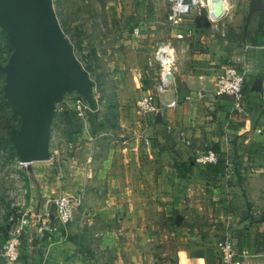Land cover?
Segmentation results:
<instances>
[{"label": "crops", "instance_id": "1", "mask_svg": "<svg viewBox=\"0 0 264 264\" xmlns=\"http://www.w3.org/2000/svg\"><path fill=\"white\" fill-rule=\"evenodd\" d=\"M263 10L264 0H261V9L252 12L253 16ZM195 30V43L184 45L179 52L180 72L175 87L161 95L158 102L166 105L176 100V106L163 108L155 116L144 115L135 122L131 118L122 121L121 143L114 150L109 149L101 158V165L97 160V138L86 143L89 148L84 153L79 149L80 142L76 143L74 138L78 159L73 158L71 162L72 177L67 179L71 189L64 193L83 198L85 212L81 216L89 225L95 216L101 223L115 225L111 232L117 236L128 228V235H133L142 246L150 232L143 222H152V212L163 210L165 221H178L180 227L175 235L188 244L176 251L179 264H182L183 254L187 264H209L207 249L195 239L202 237L201 232L207 229L196 224L201 219L218 224L219 227L213 226L212 231L229 233L238 253L252 254V259H241L240 264H264V194L253 191L257 187L264 189V60L260 64L255 56L248 62L244 102L250 109L245 103L243 109L237 108L232 98L215 95L217 76L225 65L209 46L208 38L199 33L200 27ZM259 47L264 53V44ZM235 59V63H239L241 56ZM259 79L261 92L254 90ZM208 147L215 149L220 157V162L210 167L196 162ZM79 158H84L85 163L80 164ZM233 161L238 162L237 168ZM240 173L249 189L246 200L233 193L241 188L236 185ZM0 201L1 210L7 208L5 200ZM243 208L246 212L242 215L239 212ZM186 219L192 228L181 222ZM221 223H227V227L221 229ZM196 228L198 232L192 230ZM83 233L84 230H75L72 226L69 233L65 230L41 237L35 230L32 233L36 237L34 253L30 257L27 242H24L26 256L21 262L112 264V255L116 252L113 248L112 252L102 249L101 260L94 255L87 263L79 260L89 259L78 250ZM104 234L96 233L95 236L103 237ZM194 239L196 243L192 245L190 241ZM215 243L216 239L210 244L213 250L210 264H221ZM133 249L137 254L136 264H140L144 252L137 246ZM2 261L0 258V264Z\"/></svg>", "mask_w": 264, "mask_h": 264}, {"label": "rangeland", "instance_id": "2", "mask_svg": "<svg viewBox=\"0 0 264 264\" xmlns=\"http://www.w3.org/2000/svg\"><path fill=\"white\" fill-rule=\"evenodd\" d=\"M52 2L61 28L73 45L77 59L95 82L94 107L91 108L87 103L89 109L85 115L80 116L71 102L74 94H67L65 96L67 103L64 107L62 104L58 107L51 130L52 159L33 163V172H30V175L25 172L21 174V182L28 191L27 198L33 209L38 204L44 205L47 200H55L64 194V191H70L68 181L72 177L70 166L73 158L78 159L74 138L76 143L80 142L81 153L89 148L86 143H89L91 138H97L99 146L97 160L99 159L98 164L101 165L103 164L101 158L109 153V149L114 150L121 143L122 121L131 118L135 122L144 117L139 108V102L143 94L145 95L142 92L144 90L138 87L139 72L150 69L146 65L147 59L160 43L173 38L179 30L166 24L174 0H52ZM226 7V17L217 27L209 25L207 14L203 11V15L196 19L200 27L199 33L208 38L209 46L219 55L220 62L225 66H245L248 69V62L255 56H258L261 64L264 53L259 46L264 44V35L263 32L259 34L258 28L261 20H264V10L253 16L252 0H227ZM12 51L6 34L0 31V63H6ZM236 56H241L239 63H235ZM4 82L5 76L0 72V167L14 157L15 150L10 142V131L20 126L19 117L13 114L11 105L3 96ZM244 101L247 107V102ZM85 120L88 121V126L85 125ZM79 161L80 164L85 163L84 158ZM237 166L238 162L235 168ZM3 183L0 177L1 190L4 187ZM236 185H241V188L233 190V193L239 199L246 200L249 189L247 190V182H243L241 173ZM253 191L254 194L260 192L264 194V189L258 187ZM0 198L4 202L1 195ZM2 208L0 201V244L4 241L3 238L6 239L8 236L12 219L10 212L8 215L2 213ZM82 212H85L84 206L77 212V218L75 217L77 222L74 220L67 227L60 228L68 233L72 226L75 230H84L79 238L81 245L78 250L88 255L89 259L79 258L85 263L92 260V255L101 260L102 249L112 252L113 248L116 252H113L112 264H136L134 258L137 254H134L132 249L133 246H137L142 253L144 252L140 264H179L180 259H177L176 251L180 247L188 246L175 235L180 227L178 221L176 219L171 222L165 221L163 210L152 212L154 218L152 222H143L144 228L150 231L143 246L139 245L133 235H128L130 231L128 228L117 236V233L111 232L115 225L101 223L95 216H92V224L89 225L85 217L81 216ZM245 212L246 209L243 208L239 213L243 215ZM199 221L196 224L207 229L201 232L202 237L198 236L195 239L199 240L202 248L207 249L205 252L209 264L213 251L210 244L216 239L215 244L219 248L218 259L222 264L219 241L226 234L218 233L217 229L212 231L213 226L219 227L214 221L205 219ZM181 222L192 228L189 219ZM222 226L227 227V223H221V229ZM192 230L199 231L197 228ZM102 232H105L103 237L95 236L96 233ZM195 239L190 241L192 245H195ZM23 248L22 260L26 256V250ZM184 256L183 254L182 258ZM2 264H5L4 261Z\"/></svg>", "mask_w": 264, "mask_h": 264}, {"label": "built area", "instance_id": "3", "mask_svg": "<svg viewBox=\"0 0 264 264\" xmlns=\"http://www.w3.org/2000/svg\"><path fill=\"white\" fill-rule=\"evenodd\" d=\"M203 11L207 14L209 25L217 27L218 23L226 17L227 8H223L219 4L213 6L209 0H174L166 24L170 28H179V30L173 38L160 43L156 51L147 59L146 65L150 69L139 72L138 87L145 91V95L139 102L141 114L155 116L162 112L163 108L176 106V100L166 105H160L159 98L175 87L176 77L180 72L179 52L184 45L190 46L195 43V27L199 26L196 19L203 15ZM248 73L247 67L230 65L223 67L217 76L215 95L230 97L235 107L243 109ZM74 95L75 97L71 98L73 107L80 116H83L89 106L80 95L76 93ZM65 103H67L66 99L62 105ZM60 105L57 106V111ZM196 162L205 166L218 164L220 157L215 149L208 147L196 158ZM23 172L30 175L28 165L22 163L16 154L0 167V177L4 181L0 195L7 205L2 213L10 212V218H12L8 237L0 244V258L7 264H21V250L24 242H27L29 254H33L36 240L32 234L33 231L38 230L41 237H45L46 234L54 235L62 232L60 227H67L71 224L83 204L82 197L64 193L55 200H47L44 205L38 204L33 209L27 198L28 191L21 182ZM219 247L222 264H240L241 259L244 261L252 259V254L247 251L244 253L236 251L234 240L230 234H226L219 241Z\"/></svg>", "mask_w": 264, "mask_h": 264}, {"label": "water", "instance_id": "4", "mask_svg": "<svg viewBox=\"0 0 264 264\" xmlns=\"http://www.w3.org/2000/svg\"><path fill=\"white\" fill-rule=\"evenodd\" d=\"M260 9L261 0H252V12ZM0 28L13 50L8 61L0 63L3 96L20 120L10 131V141L33 172V163L52 159L57 106L67 94L76 93L93 108L95 82L77 59L52 0H0ZM254 90L262 91L260 79Z\"/></svg>", "mask_w": 264, "mask_h": 264}, {"label": "bare ground", "instance_id": "5", "mask_svg": "<svg viewBox=\"0 0 264 264\" xmlns=\"http://www.w3.org/2000/svg\"><path fill=\"white\" fill-rule=\"evenodd\" d=\"M209 3L213 6H217L219 4L220 6H223V8L226 7V1L225 0H222V1H220V0H209ZM181 260H182V264H187V262H188V261H186L185 258H182Z\"/></svg>", "mask_w": 264, "mask_h": 264}, {"label": "trees", "instance_id": "6", "mask_svg": "<svg viewBox=\"0 0 264 264\" xmlns=\"http://www.w3.org/2000/svg\"><path fill=\"white\" fill-rule=\"evenodd\" d=\"M259 31H261V32H263V35H264V20H261V22H260V24H259ZM3 32V31H2ZM8 43H9V41H8ZM9 47H10V44H9ZM11 48V47H10ZM12 49V48H11ZM2 64H5V63H2ZM3 74V73H2ZM11 142V141H10ZM13 153V152H12ZM16 153H13V155H15ZM208 167H210V166H212V164L211 165H207ZM63 231V230H62ZM34 253V252H33ZM33 255V254H32ZM32 255H30V257H32ZM29 257V258H30ZM29 260V259H28ZM31 264V263H30Z\"/></svg>", "mask_w": 264, "mask_h": 264}]
</instances>
